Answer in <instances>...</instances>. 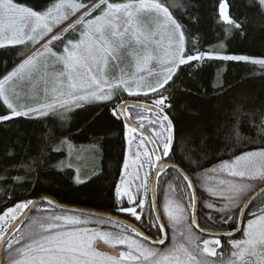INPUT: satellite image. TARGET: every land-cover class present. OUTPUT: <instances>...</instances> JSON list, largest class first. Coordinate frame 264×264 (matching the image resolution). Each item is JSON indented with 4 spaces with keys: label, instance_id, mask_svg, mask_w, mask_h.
I'll use <instances>...</instances> for the list:
<instances>
[{
    "label": "snow or ice",
    "instance_id": "6c2138e0",
    "mask_svg": "<svg viewBox=\"0 0 264 264\" xmlns=\"http://www.w3.org/2000/svg\"><path fill=\"white\" fill-rule=\"evenodd\" d=\"M250 6L264 15V0H251ZM69 8L73 15L80 13L75 20H69ZM227 8L228 0H220L218 13L225 26V39L234 29L242 31L241 24L229 15ZM141 13L155 16L164 32L141 30L136 19ZM190 19L193 24L198 22V18ZM65 21L67 25L61 27ZM78 29L79 39L65 38V33ZM165 38L167 47L162 49L163 55H156L155 48L161 47ZM29 44L39 46L0 76V105L7 109V114L0 115V123L17 118L49 117L63 122L87 104L108 107L109 102L118 101L110 107L111 117L125 125L128 151L135 144L131 163L137 170L129 180L130 165L125 160L124 174L115 187V207L117 212L129 214L135 221H141L142 214L147 216L144 227L149 232L125 224L114 233L101 226H118L115 217L92 220L81 218V215L89 217V213L56 215L54 212L32 221L35 227L28 231H19L16 225L24 210L37 204L34 200H24L0 213V264H264V207L248 210L257 193L264 196V143L255 150L233 153L230 159L221 160L203 173L197 172L202 167L200 158L192 154L187 155L188 171L180 164H170L168 160L182 151L183 146L177 144L175 126L168 115L171 97L163 95L170 82H174L173 78H178L182 66L195 72L198 71L195 65L202 67L207 60H221L250 62L264 68V58L222 55L216 47L202 50L199 34L178 22L166 0L123 3L92 0L91 5L68 3V0H36L32 4L0 0V48ZM223 47L221 43L219 48ZM128 57H135V71H129L125 64ZM153 60L160 65V72L154 82H146L138 73L145 70L150 73L147 66ZM49 79L53 84L51 90L47 87ZM19 80L42 82L45 85L43 102L21 104L17 91ZM220 90L223 91L222 86ZM122 93L137 98L151 94L153 98L150 102L129 104ZM131 109L138 111L133 113ZM242 115L239 105L231 114L225 113L208 130L211 134L202 138L199 150L206 152L213 143L219 145L240 138L242 130L253 131L257 126L264 133V109L258 113L250 110V116L244 117L251 120L246 128ZM48 131L55 136L57 128ZM246 139L249 144L255 143L254 139ZM260 139L264 141V135ZM64 147L70 148L69 141L58 138L57 150ZM8 156L14 158L15 153L8 151ZM141 170H144L143 176ZM167 170L175 172L170 177L169 190L173 184L179 189L177 201L166 199L164 203L163 211L170 224L165 223L156 205V182ZM19 179L0 175V182L4 183ZM76 179L78 183L83 182L79 176ZM209 181L212 186H208ZM198 183L215 198L205 200L204 206L215 211L219 223L232 231L211 233L200 226ZM149 191L151 213L145 211ZM125 198L128 206H124ZM40 203L54 205L50 199ZM205 219L216 222L212 216ZM90 224L97 227H89ZM152 229L156 230L155 235L149 234ZM236 233H242V238L234 239ZM222 239L230 245L231 257L235 259L221 260L223 253L218 249L224 247ZM101 244L112 251L103 250Z\"/></svg>",
    "mask_w": 264,
    "mask_h": 264
},
{
    "label": "trees",
    "instance_id": "16d2710c",
    "mask_svg": "<svg viewBox=\"0 0 264 264\" xmlns=\"http://www.w3.org/2000/svg\"><path fill=\"white\" fill-rule=\"evenodd\" d=\"M76 1L89 5L92 3V0ZM125 1L110 0L116 3ZM19 2L32 4L36 0H19ZM166 2L179 23L199 34L202 50L216 47L222 55L264 58V15L250 6L251 0H228V13L241 24L242 31L234 29L227 39L223 31L225 26L220 21L218 13L220 0H166ZM190 17L198 18V22L193 24ZM79 35V30L67 32L65 38L78 39ZM221 43L224 44L222 49L219 48ZM32 49L31 44L0 48V76L11 71ZM195 67L198 71L194 72L192 68L182 66L178 78H173L174 82H170L171 86L163 92V95L171 97L172 107L168 115L175 126L177 144L183 146L182 151H178L170 161L180 164L188 171L187 155L192 154L194 158H200L202 167L197 169V172L203 173L213 165L219 164L221 160L230 159L233 153L240 154L242 151L255 150L264 143L260 139L264 133H261L257 126L253 131L242 130L240 138H233L219 145L213 143L208 146L206 152L199 150L202 138L211 134L208 130L213 128L225 113L231 114L237 105L241 107L243 114L241 119L245 128L251 123L250 118H244L250 116V110L258 113L264 109V68L250 62L221 60H207L202 67L200 65ZM221 86L223 91L220 90ZM225 92L227 94H224ZM122 96L123 99L128 98L127 94ZM150 98H153L151 94L133 99L150 102ZM115 103L118 101L109 102L108 107L99 103L87 104L81 109H76L69 115V119L63 122L49 117L47 119L17 118L0 123V175L20 178L19 181L0 182V213L11 203L22 198L34 199L42 195H50L63 203L120 214L135 221L129 214L117 212L115 207V187L121 179L126 155L125 125L113 119L110 113V107ZM130 111L135 113L138 110ZM3 114H7V109L0 105V115ZM61 123L63 127H60ZM52 127L57 128L55 136L48 131ZM61 137L69 141L70 148L64 147L58 151V138ZM246 138L254 139L255 143H247ZM226 144L229 146L226 147ZM8 151L14 152L15 157L9 158ZM81 155L86 157L81 158ZM181 156H184L183 162ZM78 169L83 170L86 176L89 173L87 177L83 173L85 178L80 179L83 181L80 183L76 179ZM174 176L175 172L168 170L167 174H161L158 180L160 210L165 223L168 224L170 222L161 202L165 198V193L166 196L172 194L178 198L179 189L175 184L169 190L170 177ZM208 186H212V181L208 182ZM197 191L200 199V224L207 229L232 230L227 225L219 223V215L215 211L208 210L204 206L205 200L212 201L215 198H211L200 183L197 184ZM148 200L146 212L151 213L150 192ZM216 203L219 204L220 201ZM124 206H128L126 201ZM258 207H264V196H259L249 211ZM53 212L58 215L69 211L42 203L18 230L35 227L32 221H38ZM206 216L215 217L216 222L206 221ZM86 218L95 220L100 217L90 215ZM135 222L149 232L148 228L144 227L147 216L142 214L141 221ZM123 226L119 224L117 227L123 228ZM90 227L97 225L91 224ZM101 227L114 233L119 232L110 225ZM167 231L170 242L172 236L170 226ZM155 232L156 230L152 229L149 234L155 235ZM241 237L242 233L234 239ZM221 241L224 246L220 249L223 253L221 260L226 262L231 256V247L227 245L226 240Z\"/></svg>",
    "mask_w": 264,
    "mask_h": 264
},
{
    "label": "rangeland",
    "instance_id": "374dc122",
    "mask_svg": "<svg viewBox=\"0 0 264 264\" xmlns=\"http://www.w3.org/2000/svg\"><path fill=\"white\" fill-rule=\"evenodd\" d=\"M126 2V1H125ZM68 3H81V2H79V1H76V0H68ZM227 11H228V8H227ZM67 14H68V17H69V19L71 18V17H73L74 15H73V13H72V10H71V8H69L68 10H67ZM77 14V15H76ZM75 15V17H73L70 21H72V20H75L76 18H77V16H79L80 15V13L78 14V13H76ZM137 23L139 24V26H140V29L141 30H145V29H150V30H152V31H156V32H159V33H163L164 32V29L163 28H161V27H159V25H160V21H158L157 19H156V17L155 16H152V17H149V16H147L146 14H144V13H141V14H139L138 16H137ZM121 24H123V18L121 19ZM67 21H65V22H63L60 26L61 27H64V26H66L67 25ZM79 30V29H78ZM77 30V31H78ZM75 32V31H74ZM66 34V33H65ZM64 34V35H65ZM79 39V38H78ZM39 45H31V47H33V49H32V51L36 48V47H38ZM61 47H62V45H61ZM164 47H167V39L165 38L164 40H163V43H162V45H161V47H159V48H155V54L156 55H163V51H162V49L164 48ZM31 51V52H32ZM31 52L29 53V54H27L25 57H24V59L28 56V55H30L31 54ZM22 61V60H21ZM20 61V62H21ZM19 62V63H20ZM135 57H128L127 59H126V61H125V64L127 65V67H128V70L129 71H135V67H134V65H135ZM18 63V64H19ZM49 63H51V62H49ZM17 64V65H18ZM16 65V66H17ZM148 69H151V72L149 73V71H147V70H145L143 73H138V75H143L144 77H145V81L146 82H154L155 81V77H156V75L160 72V65L158 64V63H156V61L155 60H153L148 66ZM38 79V78H37ZM17 83L19 84V88H17V91H18V93H19V95H20V97H21V100H20V102H21V104H25V103H27V104H35L37 101H39V102H43V100H44V93H43V88H44V84L42 83V82H40V83H37L36 81H33L32 83H28V82H26V81H23V80H19V81H17ZM47 87L49 88V90H51V88L53 87V84H52V82H51V79H49V83H48V85H47ZM127 93H122V95H126ZM128 95V94H127ZM128 98L129 99H132V98H134V97H132V96H129L128 95ZM143 99V98H142ZM152 98H150V100H151ZM148 147L150 148V145H148ZM135 152V144H133L132 145V148H131V151H128V145H127V138H126V155H125V160H127L128 161V163H129V165H130V167H129V169H128V175H127V178L129 179V180H131L132 179V177H133V174H135L136 173V166L135 165H132V163H131V161H132V159H133V153ZM86 157V155H81V158H85ZM87 160H89V159H87ZM87 163V165L89 164V161H87L86 162ZM124 163H125V161H124ZM89 166V165H88ZM143 171L144 170H141L140 171V175L141 176H143ZM92 172V171H91ZM90 172V173H91ZM83 170H81V169H78V171H77V176H79V178L80 179H84L85 177H87L88 176V174H87V176H86V174L84 173V176L85 177H83ZM124 174V168L122 169V174H121V178H122V175ZM121 180V179H120ZM149 180H151V176L149 177ZM120 182V181H119ZM135 183H137L136 181H134L133 182V185H132V187L133 188H135ZM119 184V183H118ZM150 192V191H149ZM149 192H148V195H147V198H146V205H145V211H146V209H147V206H148V198H149ZM169 193H171V192H169ZM166 199L167 200H172V201H177V197H174L172 194L171 195H169V196H166V193H165V198L163 199V201L161 202V204H162V207L164 208V203L166 202ZM24 200H32V198L31 197H25V198H22V199H20V200H17V201H15V202H13V203H11L8 207H12V206H14V204L15 203H17V202H20V201H24ZM125 201H126V198H125ZM127 202V201H126ZM88 208V207H87ZM93 209V208H92ZM6 210V209H5ZM137 211L139 212L140 210L139 209H137ZM75 215V214H72V213H70V212H63V214L61 213V214H58V215ZM165 215H166V213H165ZM81 218H86V217H82L81 216ZM89 227L91 226V224L90 225H88ZM115 229L116 230H118V231H120L121 229H122V227H115ZM29 230V227H26L25 229H21V230H19V231H28ZM205 238H214V237H205ZM242 238V237H241ZM240 239V238H239ZM221 243H222V241H221ZM118 248H122V246H118ZM218 251H220V249H218ZM213 259H216L215 257L213 258ZM229 259H235L234 257H231L230 256V258ZM228 259V260H229Z\"/></svg>",
    "mask_w": 264,
    "mask_h": 264
},
{
    "label": "water",
    "instance_id": "95a60500",
    "mask_svg": "<svg viewBox=\"0 0 264 264\" xmlns=\"http://www.w3.org/2000/svg\"><path fill=\"white\" fill-rule=\"evenodd\" d=\"M126 100L128 101L129 104H133V103H146V102H148V101H142V100H138V99H126ZM150 147H151V145H150ZM168 163L173 164V165H176L177 164V163H175L173 161H170V160H168ZM150 194H151V191H150ZM197 195H198V191H197ZM259 196H260L259 193H257L256 197H253V200L255 201ZM198 197H199V195H198ZM46 199H50V200L54 201V206H56L58 208H61V209H64V210H67L69 212H74V213H79V214L89 213V214H91V216H96V217H100V218H111V217H115V219L119 221V224H122V225H125V224H133V225H135L137 227H140L135 221H133V220H131V219H129V218L123 216V215H120V214L105 212V211H101V210H97V209H92V208H87V207H81V206L71 205V204H67V203H63L61 201H58L56 198H54V197H52L50 195H42L40 197H37V198L32 199L34 201H37V204L35 205V207H30L29 209L24 210L25 214L20 219L19 223L16 225V228L19 229L27 221V219L30 217V215L33 213V211L40 204H42V203H40V201L46 200ZM151 199H152V194H151ZM156 205L160 209V204H159V199H158V181L156 182ZM77 210H79V211H77ZM197 210H198V213H199V206H198V209ZM160 215L162 216L161 210H160ZM197 218L199 219V215H198ZM200 226L202 228H204L201 224H200ZM205 229H207V228H205ZM207 231L208 232H211V233H220V234H222V233H224L226 231H232V230L221 231V230L207 229ZM239 234H241V233H236V235L234 237L238 236ZM206 237H210V236H206ZM101 247L103 248V250L112 251V249H109L105 245H102L101 244ZM161 247H163V246H161Z\"/></svg>",
    "mask_w": 264,
    "mask_h": 264
}]
</instances>
